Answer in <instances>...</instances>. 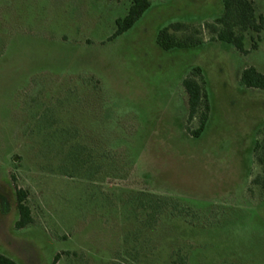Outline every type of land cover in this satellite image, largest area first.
Instances as JSON below:
<instances>
[{
    "label": "rangeland",
    "instance_id": "1",
    "mask_svg": "<svg viewBox=\"0 0 264 264\" xmlns=\"http://www.w3.org/2000/svg\"><path fill=\"white\" fill-rule=\"evenodd\" d=\"M251 1L264 17V0ZM129 2L0 0V255L14 264H175L171 253L185 264H264V92L239 86L243 70L264 74V31L246 34L239 54L205 28L220 0H147L136 24L108 41ZM174 25L187 28L169 31L175 40L201 45L161 52L156 35ZM194 69L208 107L198 140L184 132L197 119L186 123L181 88ZM17 191L32 220L21 230ZM140 193L173 200L187 220L143 227Z\"/></svg>",
    "mask_w": 264,
    "mask_h": 264
},
{
    "label": "trees",
    "instance_id": "2",
    "mask_svg": "<svg viewBox=\"0 0 264 264\" xmlns=\"http://www.w3.org/2000/svg\"><path fill=\"white\" fill-rule=\"evenodd\" d=\"M220 4L222 8L221 15L214 20L212 25L205 27L208 34L212 37L211 42L230 46L237 53L245 54L243 50L245 35L251 33L257 36L264 31V17L255 16L251 0H220ZM148 8L149 3L147 0H130L125 16L114 22V31L108 38V41L114 40L128 32ZM185 30H187L185 26L174 25L159 31L155 38V46L164 53L200 46V42L188 39L177 41L169 34V31L179 33ZM252 48L254 49L255 45H252ZM239 86L246 91L264 92V74L257 73L253 68L243 70L240 73ZM181 88L185 96L186 123H190L195 118L197 119V128L194 131L184 128V132L190 136V139L198 140L203 135L208 120V107L203 92V81L200 70L194 69L188 78L182 80ZM81 150L82 148L72 147L69 152L70 160L75 162L81 160ZM90 175L89 173V177ZM257 181L258 179H255L253 183H257ZM260 183L262 188H264V177ZM136 199V209L145 214L142 226L152 230L160 225L165 217L169 220L180 217L187 220L189 216L188 210L165 197L140 193L136 195ZM24 200L25 194L17 191L15 193V211L18 219L14 225L16 230L24 229L32 224L30 213L24 205ZM170 259L175 264H185L187 260L186 257H180L177 253H171ZM54 260H57V257ZM0 264L14 263L10 259L0 255Z\"/></svg>",
    "mask_w": 264,
    "mask_h": 264
}]
</instances>
